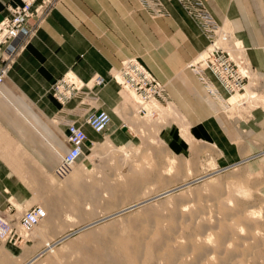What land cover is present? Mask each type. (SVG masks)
Returning a JSON list of instances; mask_svg holds the SVG:
<instances>
[{"label": "rangeland", "instance_id": "obj_1", "mask_svg": "<svg viewBox=\"0 0 264 264\" xmlns=\"http://www.w3.org/2000/svg\"><path fill=\"white\" fill-rule=\"evenodd\" d=\"M136 1L153 19L167 15L159 5L147 8ZM224 28L246 56L245 46ZM208 45L207 39L205 48ZM244 62L251 74L245 81L248 96L237 105L231 97L226 107L211 97L214 102L208 103V111H216L208 116L204 138L192 136L198 121L196 117L189 121L193 113L183 114L171 100L159 116L152 112V118L143 117L146 113H138L136 97L113 80L119 68L113 70L109 79L119 97L114 111L118 117L124 114L129 122L126 130L134 140L126 147L114 144L110 137L90 142L65 179L46 172L17 178L24 190L28 186L33 190L31 195L24 193L28 201L17 200L7 188L0 192L1 213L9 215L20 230L19 218L26 210L40 206L47 212V218L28 235L22 232L23 239L16 245L2 244L0 264H264V214L241 217L264 205V191L259 189L263 177L254 173L264 172V141L253 137L264 124V74L255 71L249 60ZM105 81L93 90L96 102L81 95L78 103L88 104L91 111L104 109L100 90L109 84ZM160 81L166 88L167 81ZM216 136H224L222 141L233 138L228 156ZM245 189L249 199L239 195ZM131 191L134 195L129 196ZM10 203L15 210L8 209Z\"/></svg>", "mask_w": 264, "mask_h": 264}, {"label": "crops", "instance_id": "obj_2", "mask_svg": "<svg viewBox=\"0 0 264 264\" xmlns=\"http://www.w3.org/2000/svg\"><path fill=\"white\" fill-rule=\"evenodd\" d=\"M160 1L167 15L157 19L142 10L136 0H59L43 16L0 88V192L7 188L17 200L28 201L24 193L33 190L29 186L24 190L17 178L53 173L69 150L66 124L84 120L89 105L73 98L63 106L52 96L53 84L68 71L84 80L102 74L109 83L100 90V96L110 122L103 133L84 125L88 135L84 150L90 142L106 137L125 147L134 140L126 130L129 122L124 114L118 117L114 111L119 97L109 79L126 58H137L151 67L156 75L148 69L159 81H167L171 101L183 114L193 113L189 121L194 122L193 117L198 120L192 136L206 137L205 123L216 111L209 112L208 103L219 99L207 90L189 64L205 51L207 39L178 0ZM20 3L21 0H0V18L9 14L8 5ZM207 7L217 23L226 25L245 46L246 59L253 69L264 74V0H208ZM186 60L190 61L185 67ZM219 91L224 98V92ZM262 127L255 130L253 137L264 141V124ZM217 137L221 139L216 143L223 144L228 156L233 138L222 141L224 136ZM254 173L263 177L259 187L263 192L264 172ZM4 203L3 209L7 206Z\"/></svg>", "mask_w": 264, "mask_h": 264}, {"label": "built area", "instance_id": "obj_3", "mask_svg": "<svg viewBox=\"0 0 264 264\" xmlns=\"http://www.w3.org/2000/svg\"><path fill=\"white\" fill-rule=\"evenodd\" d=\"M53 1L21 0L20 4L8 5L9 14L0 18V85L8 75L15 58L34 34L39 22L46 14L47 8ZM179 1L209 40V45L206 47L208 49L206 57L199 59L197 62H190L189 67L215 97L221 96L219 90L224 93H231L243 89L245 81L248 79V76L242 73L240 69V66H246L244 58L238 55L231 56L226 48L216 43L217 38L226 39V33L220 35V27L203 6L204 0ZM140 2L147 8H154V5H159L160 11L164 12L159 0H156L158 4L154 0H140ZM156 12L157 10L154 11V13ZM238 47L234 42L232 43V50L237 51L239 50ZM72 77L69 76V72H65L53 84L52 96L63 106L73 98L81 95L84 96V100L88 99L91 102H96L97 94L93 90L104 83L102 75H93L90 78L91 84L84 83L82 80L75 81ZM116 77L118 79L115 82L119 86L125 90L133 91L138 96L139 101L136 103L138 113L145 114L147 112L146 104L153 102L165 103L167 100L160 82L136 58L122 60ZM212 77L217 79L219 85H215L211 80ZM88 111V115L84 120H70L66 124L64 133L70 147L55 169V174L60 178L68 176L83 155L88 139L84 125L91 126L98 133L105 132L108 127L110 116L106 110ZM55 120L60 122L58 117ZM9 208L16 209L12 203L9 204ZM45 216L44 209L40 206H34L21 215L19 222L25 229L32 230ZM9 237L16 243L18 239H23V236L18 233L16 226H14V220H8L0 216V240H7Z\"/></svg>", "mask_w": 264, "mask_h": 264}, {"label": "bare ground", "instance_id": "obj_4", "mask_svg": "<svg viewBox=\"0 0 264 264\" xmlns=\"http://www.w3.org/2000/svg\"><path fill=\"white\" fill-rule=\"evenodd\" d=\"M160 1V0H159ZM179 1V0H178ZM208 0H206V1H204L203 3H204V8L207 10V12L209 13V15L212 17V15L210 14V12H209V10L207 9V7H206V4H205V2H207ZM180 2V1H179ZM160 3H161V5L163 6V8H164V10H166V8H165V6L162 4V2L160 1ZM181 3V2H180ZM167 12V11H166ZM189 16H190V14H189ZM191 17V16H190ZM192 18V17H191ZM193 19V18H192ZM212 19L214 20V18L212 17ZM194 20V19H193ZM214 22L218 25V23L214 20ZM196 23V22H195ZM196 25H197V23H196ZM198 26V25H197ZM219 26V25H218ZM220 28V31H221V33H220V35H222L223 33H225L224 32V30H225V28L223 27V26H219ZM199 28V27H198ZM199 30H200V28H199ZM201 31V30H200ZM202 35L204 36V37H206L203 33H202ZM226 39H224V38H217V40H216V43L217 44H219V45H221L222 47H224V48H226L227 50H228V52L230 53V55L231 56H234V55H238V56H240V57H242V58H244V61L245 60H247L246 59V56H245V49H243V47H238L239 48V50H237V51H234V50H232V43L234 42V41H232V39H231V35H230V33H228L227 32V34H226ZM211 48V47H210ZM207 50L208 49H206L203 53H202V55H204L203 57L205 58L206 57V55H207ZM201 55V54H200ZM199 55V56H200ZM202 55L199 57V59H202L201 57H202ZM137 59V58H136ZM198 59V60H199ZM138 60V59H137ZM198 60H195V61H193V62H196V61H198ZM192 62V63H193ZM246 64V63H245ZM144 65V64H143ZM145 66V65H144ZM147 69H148V67L147 66H145ZM240 69H241V71H242V73H244L245 75H248L249 74V70H248V68H247V64H246V66H240ZM149 70V69H148ZM150 71V70H149ZM9 72H10V70H9ZM69 72V76L71 75V76H73L74 77V80L75 81H77V80H82V81H84V83H89V84H91L90 83V78L89 79H86V80H84V79H81V78H79L75 73H73L72 71H68ZM150 73L153 75V73L150 71ZM9 74V73H8ZM116 75H117V73L113 76V80L115 81V80H117L118 78L116 77ZM249 75H251V74H249ZM248 75V76H249ZM8 76V75H7ZM6 76V77H7ZM154 76V75H153ZM72 77V78H73ZM155 77V76H154ZM156 78V77H155ZM157 79V78H156ZM5 80V79H4ZM158 80V79H157ZM211 80L215 83V85H219V82L217 81V79L216 78H214V77H212L211 78ZM249 80H250V76H249ZM159 81V80H158ZM106 81H105V79H104V83H105ZM160 82V81H159ZM160 84L162 85V87H163V89H164V91H165V93H166V102L165 103H159V102H153V103H151V104H146V108H147V112H146V114L143 116V117H150V118H152L151 117V114H152V110H154V112H155V114H157V116H159L160 115V113L165 109V107L168 105V103L170 102V98H169V94H168V92H167V90H166V88H165V86L160 82ZM248 85V83L243 87V89H241V90H239V91H235V92H231V93H223L224 94V98H221V97H216L217 99H219V101H220V103H221V105L223 106V107H226L227 105H229L228 104V101H229V99L231 98V97H233L232 98V100H231V102H232V104L233 105H237L236 103H238V102H240V103H242L241 102V100H243L244 98H245V96H248V93H249V91H248V89H246L245 90V87ZM0 88H1V85H0ZM250 89V88H249ZM127 91H129L130 93H132L135 97H136V99H135V101H136V103H137V101H139V99H138V96L133 92V91H131V90H127ZM245 91V92H244ZM242 92H244L243 94H240V95H236V94H238V93H242ZM131 94V95H132ZM254 95V94H253ZM249 97H251V95L249 96ZM253 97V96H252ZM75 98H78V97H75ZM74 98V99H75ZM251 99V98H250ZM249 99V100H250ZM248 101V100H247ZM225 105V106H224ZM233 109V108H232ZM153 115V114H152ZM157 118V117H156ZM110 122V121H109ZM65 140H66V137H65ZM67 141V140H66ZM85 152V151H84ZM84 152H83V155H84ZM136 154V153H135ZM82 155V156H83ZM80 159H81V157H80ZM79 159V160H80ZM78 163V162H77ZM77 163L74 165V167H73V169H72V171L74 170V168L77 166ZM171 169H172V167H171ZM171 169H169L168 170V173H170L171 172ZM71 171V172H72ZM71 172L69 173V175L71 174ZM53 175L54 176H56L58 179H65V178H67L68 176H66L65 178H60V177H58L56 174H55V171L53 172ZM211 178V177H210ZM241 187V186H240ZM129 191V190H128ZM218 191V190H217ZM215 193V192H214ZM134 195V193H132V191L131 192H128V195L129 196H131V195ZM233 194V193H232ZM213 195V194H212ZM211 195V196H212ZM239 195H241V196H243V198H248L249 199V191L248 190H240V194ZM251 195V194H250ZM210 196V197H211ZM212 198V197H211ZM241 198V197H240ZM203 199V198H202ZM194 200H195V198H194ZM228 199H226L225 201H227ZM230 203H231V201H229ZM239 203H242L241 201H239ZM204 204V203H203ZM227 204V203H226ZM234 205V204H233ZM204 206V205H203ZM231 206V205H230ZM235 206V205H234ZM242 206V205H241ZM42 208V207H41ZM42 209H44V208H42ZM184 209V208H183ZM182 209V210H183ZM225 209V208H224ZM227 210V209H226ZM243 210H244V208H243ZM44 211L46 212V210L44 209ZM200 211V210H199ZM205 211V210H204ZM215 211V210H214ZM235 211V210H234ZM242 211V210H241ZM226 212V211H225ZM236 212H237V210H236ZM236 212H234V213H236ZM175 213V212H174ZM229 213V212H228ZM214 214V213H213ZM212 214V215H213ZM229 214H231V212L229 213ZM264 214V205L263 206H260L258 209H253V210H250V211H246L245 213H243L242 214V218L243 217H245V218H251V217H262V215ZM174 215V214H173ZM211 215V216H212ZM227 215V214H226ZM233 215V214H232ZM235 215V214H234ZM0 216H2V218L4 217V218H6V219H8V220H11V218L9 217V215H4V214H2L1 213V211H0ZM176 217V216H175ZM200 217H201V215H200ZM225 217H227V216H225ZM47 218V212H46V216L37 224V225H35L34 226V228L33 229H35V227H37V226H39L45 219ZM214 218H216V217H214ZM223 218V217H222ZM20 219V218H19ZM176 219H177V217H176ZM206 219V218H205ZM205 219H203L204 221H205ZM211 219H212V217H211ZM226 219V218H225ZM261 219V218H260ZM199 220H201V219H199ZM202 220V221H203ZM215 220V219H214ZM221 220V219H220ZM251 220V219H250ZM263 220V219H262ZM248 221V220H247ZM198 222V221H197ZM201 222V221H200ZM263 222V221H262ZM213 223V222H212ZM249 223H250V221H249ZM19 224H20V222H19ZM251 224V223H250ZM204 225V224H203ZM225 225V224H224ZM231 225V224H230ZM229 225V226H230ZM245 225H248V224H245ZM14 226H16L15 225V221H14ZM252 226V225H251ZM254 226V225H253ZM249 227V226H248ZM16 228H17V231H18V233H21V235H22V232H23V234H25V235H28V233H30L32 230H27V229H25L24 227H22L21 226V224H20V228H21V230L20 229H18V227L16 226ZM187 228V227H186ZM224 229V228H223ZM225 229H227V228H225ZM239 229V228H238ZM191 230V229H190ZM204 230V229H203ZM222 230V229H221ZM228 230V229H227ZM240 230V229H239ZM251 231V230H250ZM225 232H226V230H225ZM242 232V231H241ZM257 232V231H256ZM258 232H261V231H258ZM188 233V232H187ZM223 233H224V231H223ZM248 233V232H247ZM262 233V232H261ZM175 234V233H174ZM189 234H190V232H189ZM210 234V233H209ZM256 234H259V233H256ZM243 235V234H242ZM247 235V234H246ZM250 235V234H249ZM255 235V234H254ZM163 236V235H162ZM184 236V235H183ZM259 236V235H258ZM163 237H165V236H163ZM171 238H172V236H170ZM222 236H220V238H221ZM170 238V239H171ZM187 238V237H186ZM250 238V237H249ZM259 238V237H258ZM262 238V237H261ZM188 239V238H187ZM214 239V238H213ZM199 240V239H198ZM206 240H208V239H206ZM212 240V239H211ZM184 241V240H183ZM182 241V242H183ZM204 241V240H203ZM5 242H7V243H14L15 245L17 244L16 242H14V240L13 239H11L10 237L9 238H7V240L6 239H4V240H0V247L2 246V244H4ZM178 242H180L179 240H178ZM199 242H201V241H199ZM206 242V241H205ZM184 243V242H183ZM210 243L212 244V242L210 241ZM220 243V242H219ZM164 244V243H163ZM178 244V243H177ZM185 244V243H184ZM188 244V243H187ZM201 244V243H200ZM231 244V243H230ZM239 244H240V241H239ZM227 245H229V244H227ZM186 246V245H185ZM190 246V245H189ZM204 246V245H203ZM232 246V245H231ZM206 247H208V246H205V249H206ZM219 247V246H218ZM217 247V248H218ZM260 247V246H259ZM46 248H47V246H46ZM48 248H49V245H48ZM168 248H170V247H168ZM181 248V247H180ZM185 248V247H184ZM220 248V247H219ZM135 249H136V247H135ZM183 249V248H182ZM186 249H187V246H186ZM235 249V248H234ZM260 249V248H259ZM174 250H175V247H174ZM207 250V249H206ZM256 250H258V249H256ZM141 251V250H140ZM171 251H173V250H171ZM218 251V250H217ZM259 251V250H258ZM246 252V251H245ZM252 252V251H251ZM220 253V252H219ZM247 253H249V252H247ZM246 253V254H247ZM260 253H261V251H260ZM167 254V253H166ZM188 254V253H187ZM229 254V253H228ZM233 254V253H232ZM250 254V253H249ZM168 255V254H167ZM172 255V254H171ZM252 255V254H251ZM169 256V255H168ZM193 256V255H192ZM230 256V255H229ZM232 256H234V255H232ZM139 257V256H138ZM249 257V256H248ZM251 257V256H250ZM259 257V256H258ZM189 258V257H188ZM191 258V257H190ZM225 259V258H224ZM171 260V259H170ZM169 260V261H170ZM189 260V259H188ZM219 260V259H218ZM231 260V259H230ZM249 260H250V258H249ZM263 260H264V258H263ZM196 261V260H195ZM238 261V260H237ZM172 262V261H171ZM243 262V261H242ZM241 262V263H242ZM264 262V261H263ZM240 263V264H241ZM171 264V263H170ZM177 264V263H176ZM256 264V263H255Z\"/></svg>", "mask_w": 264, "mask_h": 264}]
</instances>
